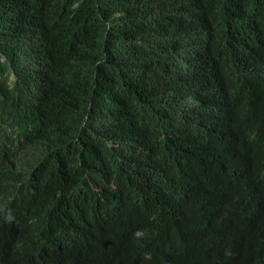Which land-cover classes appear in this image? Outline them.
<instances>
[{
    "label": "trees",
    "instance_id": "trees-1",
    "mask_svg": "<svg viewBox=\"0 0 264 264\" xmlns=\"http://www.w3.org/2000/svg\"><path fill=\"white\" fill-rule=\"evenodd\" d=\"M242 1L244 20L234 27L230 19H216L238 5H225L226 0H175L184 14L196 5L215 11L204 25L214 29L209 34L216 42L217 63L204 79L187 84L172 68L150 65L130 75L131 71L125 73L131 70L128 63L121 66L114 57L122 54L113 41L120 26L133 18L130 24L140 30L136 14L160 13L164 5L159 6V0H103L100 9L96 0H90L89 9L78 10L58 0L63 15L54 12L52 28L57 31H50L62 47L81 49V56L70 63L74 85L56 78L55 86L28 93L11 79L3 58L10 51L12 35L24 24L18 11L31 6L45 9V3L0 0V111L5 115L0 117V132L11 137L0 141V152L12 155L7 169L0 170V207H7L21 188L27 167L24 157L36 154L64 170L68 189L82 208L62 206L51 188L56 182L47 183L48 191L38 187L32 206L45 210L48 218L29 232L15 220L0 239L2 261L13 263L19 242L35 231L40 236L34 238L46 245L57 215L72 211L67 220H82L81 233L74 231L75 222L64 227L66 240L57 249L56 264L81 260L84 264H264V256L254 247L257 233L233 228L220 218L223 205L235 195L248 202L264 199V0ZM7 8L11 13L5 14ZM186 25L187 20L178 16L174 33ZM193 26L190 21L188 35L195 33ZM115 47L119 52H113ZM84 62L86 72L81 68ZM185 68L186 64L181 70ZM120 94L140 100L148 94L146 101H169L168 129L176 135L170 159L159 154L158 166L144 168L138 164L139 148L126 143L125 131L110 140L108 125L139 104L136 100L111 110L116 100L110 98L119 99ZM137 228L144 230L142 238L133 237ZM34 238L25 246L29 252ZM145 252L151 253L149 261L143 259Z\"/></svg>",
    "mask_w": 264,
    "mask_h": 264
},
{
    "label": "clouds",
    "instance_id": "clouds-1",
    "mask_svg": "<svg viewBox=\"0 0 264 264\" xmlns=\"http://www.w3.org/2000/svg\"><path fill=\"white\" fill-rule=\"evenodd\" d=\"M57 1L43 0L45 9L31 6L23 7L18 11L24 24L12 35L9 41L10 51L3 58L10 66L11 79L18 81L28 93L39 88L49 89L55 86L56 78L60 82L62 79L66 82L70 80L72 76L70 63L76 57L81 56L79 46L73 49L70 44L62 47L59 44L60 38L56 37L54 32L57 28H52L54 22L51 17L54 12L63 15V9L56 3ZM182 1L195 0H179V2ZM64 2L66 8L70 10L89 9L92 4L90 0H64ZM102 4L103 0H96L95 5L98 9L102 8ZM161 5H164V9L160 13L151 10L136 14L134 22L141 26L140 30H136L130 24L133 18L126 20L120 26L113 38L114 44L120 46L122 53L114 54L117 63L124 66L128 57L131 60L128 63V69L131 68L130 75L133 74L132 72H137L135 70L140 71L153 65L159 69L172 68L175 76L183 83L192 84L201 81L212 71L218 60L216 42L209 34L214 29L204 25L206 17L215 11H204L196 5L189 9L192 12H189V16L185 18L179 6L175 4V0H159V6ZM225 5H238V8L223 12L216 21L230 19L234 27L242 24L244 20L243 1L226 0ZM159 9L161 10V7ZM9 13L11 10L7 8L5 14ZM178 16L186 19L187 25L170 37L163 38V32H175L174 22ZM47 19L49 21H46ZM190 21L194 22L192 30L195 33L192 35H188L190 29L187 26ZM150 37L155 38V42H149ZM52 40L55 42L50 44ZM68 50L70 52L65 53ZM42 62L40 70L36 72V67ZM171 62L176 65H172ZM184 64L186 68L181 70ZM81 68L86 72L85 62L81 64ZM64 95L67 101L70 100V93L66 92ZM141 98L142 100L122 97V94L119 99L110 98L116 100L111 110H120L136 100L139 101L136 107L126 109L120 118L108 125L110 140L120 131H125L128 134L126 143L138 147L142 154L138 164L144 168L156 167L160 164L159 154L166 153L170 159L176 150V147L174 148L176 135L171 128L162 133V126H169L171 104L165 98L146 101L150 98L148 94L142 95ZM156 133L160 134L158 138L155 137ZM166 148L169 150L165 151ZM11 156L9 153L0 152V170L7 169L6 162ZM43 171L46 172V176ZM52 182L57 183L51 188L57 192L62 206L68 210H82L68 189L64 170L51 167L47 159L40 157L31 166L26 167L21 188L9 201L8 206L4 209L0 207V236L11 228L15 220H19L18 225L22 230L29 232L35 224L48 218L45 210L32 206L34 202L31 198L34 197L33 193L38 190V187L48 191ZM66 199L72 202L67 203ZM51 204L55 205L53 202ZM71 216L72 211L67 213L61 211L57 215L53 226L54 232L46 245H40L38 238H34L40 236L39 232L35 231L26 235L19 242L16 256L11 258L13 263L10 260L7 263L16 264L19 261V264H27V260H31L32 264H56L57 249H60L66 240L64 227H69L68 225L75 222L74 231L81 233L82 220H67ZM220 216L233 228L245 232L255 231L257 238L254 241V247L264 256V224L261 222L264 216V199L248 202L235 195L227 206L223 205ZM28 220L29 223L22 226ZM77 233L73 235V240L77 238ZM132 235L137 239L142 238L144 230L137 228ZM33 238L35 241L29 252L25 246L28 240ZM143 259L149 261L151 253L145 252ZM78 264H84V261L81 260ZM88 264L92 263L88 261Z\"/></svg>",
    "mask_w": 264,
    "mask_h": 264
},
{
    "label": "rangeland",
    "instance_id": "rangeland-1",
    "mask_svg": "<svg viewBox=\"0 0 264 264\" xmlns=\"http://www.w3.org/2000/svg\"><path fill=\"white\" fill-rule=\"evenodd\" d=\"M0 117L4 118L5 115L2 111H0ZM11 141V137H8L4 132H0V141L6 142ZM26 159L27 166H31L38 158L39 156L36 154L30 155L28 158L24 157Z\"/></svg>",
    "mask_w": 264,
    "mask_h": 264
},
{
    "label": "bare ground",
    "instance_id": "bare-ground-1",
    "mask_svg": "<svg viewBox=\"0 0 264 264\" xmlns=\"http://www.w3.org/2000/svg\"><path fill=\"white\" fill-rule=\"evenodd\" d=\"M4 237H5V233L0 236V239L2 238L4 239ZM0 264H6V263L0 259Z\"/></svg>",
    "mask_w": 264,
    "mask_h": 264
}]
</instances>
